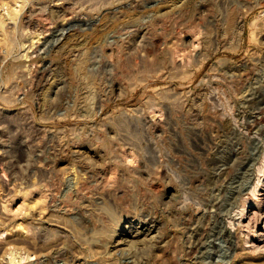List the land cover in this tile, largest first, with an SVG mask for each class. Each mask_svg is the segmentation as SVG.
Here are the masks:
<instances>
[{"label": "rangeland", "instance_id": "374dc122", "mask_svg": "<svg viewBox=\"0 0 264 264\" xmlns=\"http://www.w3.org/2000/svg\"><path fill=\"white\" fill-rule=\"evenodd\" d=\"M261 232L264 0H0V264H264Z\"/></svg>", "mask_w": 264, "mask_h": 264}, {"label": "bare ground", "instance_id": "6f19581e", "mask_svg": "<svg viewBox=\"0 0 264 264\" xmlns=\"http://www.w3.org/2000/svg\"><path fill=\"white\" fill-rule=\"evenodd\" d=\"M97 4H98V3H97ZM16 8H17V7H16ZM240 18H241V17H240ZM240 22H241V21H240ZM240 22L238 21L237 23H240ZM237 23H236V24H237ZM236 28H237V27H236ZM237 31H238V30H237ZM239 32H240V31H239ZM236 33H237V32H236ZM238 36H239V35H238ZM238 39H239V38H238ZM138 40H139V39H138ZM205 51H206V50H205ZM206 52H207V51H206ZM209 52H210V51H209ZM209 52H208V53H209ZM203 54H204V52H203ZM204 55H205V54H204ZM208 55H209V54H208ZM208 55H206V56H208ZM80 65H82V64H80ZM83 67H85V66H83ZM80 68H81V67H80ZM86 69H87V68H86ZM151 71H152V70H151ZM85 74H86V73H85ZM87 74H88V73H87ZM93 74H94V73H93ZM89 75H90V74H89ZM89 75H88V76H89ZM83 76H85V75H83ZM88 76H87V78H88ZM85 78H86V76H85ZM85 78H84V79H85ZM91 78H92V76H91ZM96 78H97V77H96ZM94 80H96V79H94ZM88 81H89V80H88ZM91 81H92V80H91ZM92 82H94V81H92ZM93 85H94V84H93ZM95 85H96V84H95ZM132 85H133V84H132ZM86 113H88V112H86ZM86 115H87V114H86ZM114 206H115V205H114ZM55 216H56V215H55ZM244 216H245V215H242L241 217H244ZM239 218H240V217H239ZM231 229H232V228H230V231H231ZM232 230H233V229H232ZM257 235H258L259 237H262V236H264V232H261V233H259V234L255 233V236H257ZM260 239H261V238H260ZM262 240H263V239H262ZM249 241H250V240H249V238H248V239L246 240V242H249ZM247 246H248V245H247ZM262 247H263V246H262ZM258 248H260V245L255 243L254 246H253V249H254V250H257Z\"/></svg>", "mask_w": 264, "mask_h": 264}]
</instances>
